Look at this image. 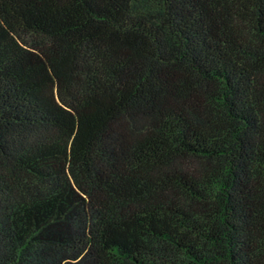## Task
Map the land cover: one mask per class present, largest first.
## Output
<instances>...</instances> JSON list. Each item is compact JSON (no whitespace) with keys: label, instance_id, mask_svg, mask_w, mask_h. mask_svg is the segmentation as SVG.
<instances>
[{"label":"trees","instance_id":"obj_1","mask_svg":"<svg viewBox=\"0 0 264 264\" xmlns=\"http://www.w3.org/2000/svg\"><path fill=\"white\" fill-rule=\"evenodd\" d=\"M0 264H264V0H0Z\"/></svg>","mask_w":264,"mask_h":264}]
</instances>
